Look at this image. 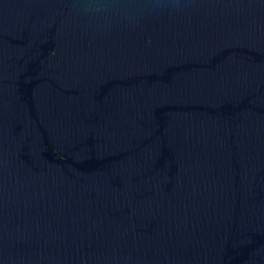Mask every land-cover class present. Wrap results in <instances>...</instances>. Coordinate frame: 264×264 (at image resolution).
Listing matches in <instances>:
<instances>
[{
	"label": "water",
	"instance_id": "obj_1",
	"mask_svg": "<svg viewBox=\"0 0 264 264\" xmlns=\"http://www.w3.org/2000/svg\"><path fill=\"white\" fill-rule=\"evenodd\" d=\"M0 264H264V0H0Z\"/></svg>",
	"mask_w": 264,
	"mask_h": 264
}]
</instances>
